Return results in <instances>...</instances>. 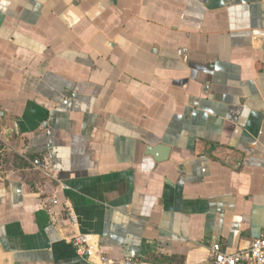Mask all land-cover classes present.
Returning <instances> with one entry per match:
<instances>
[{"label":"crops","instance_id":"crops-1","mask_svg":"<svg viewBox=\"0 0 264 264\" xmlns=\"http://www.w3.org/2000/svg\"><path fill=\"white\" fill-rule=\"evenodd\" d=\"M262 237L264 0H0V264H203Z\"/></svg>","mask_w":264,"mask_h":264},{"label":"built area","instance_id":"built-area-1","mask_svg":"<svg viewBox=\"0 0 264 264\" xmlns=\"http://www.w3.org/2000/svg\"><path fill=\"white\" fill-rule=\"evenodd\" d=\"M36 169L39 168L36 167ZM46 176L49 177L50 175L47 174ZM64 189L65 187L62 188V190ZM38 192L41 196L47 197L49 212L54 219L53 210L55 207L59 206L57 192H48L45 185L38 187ZM64 208L71 225L78 226V217L69 202L64 203ZM72 242L79 255L88 257L93 255L89 246L88 236L81 233L74 234ZM104 261L106 263L108 262L106 260ZM125 264H135V262L133 260H128ZM203 264H264V237L254 240L249 248L235 253H226L221 249L220 245H215L213 248L212 261Z\"/></svg>","mask_w":264,"mask_h":264}]
</instances>
